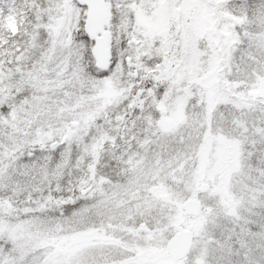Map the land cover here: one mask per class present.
Listing matches in <instances>:
<instances>
[{
	"label": "snow or ice",
	"instance_id": "obj_1",
	"mask_svg": "<svg viewBox=\"0 0 264 264\" xmlns=\"http://www.w3.org/2000/svg\"><path fill=\"white\" fill-rule=\"evenodd\" d=\"M0 264H264V0H0Z\"/></svg>",
	"mask_w": 264,
	"mask_h": 264
}]
</instances>
